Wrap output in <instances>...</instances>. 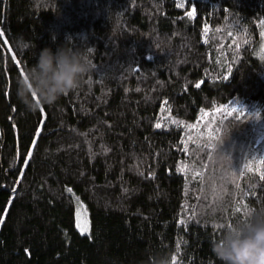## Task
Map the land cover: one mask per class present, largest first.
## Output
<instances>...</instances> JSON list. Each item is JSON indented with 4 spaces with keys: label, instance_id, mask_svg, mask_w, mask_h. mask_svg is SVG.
<instances>
[{
    "label": "trees",
    "instance_id": "16d2710c",
    "mask_svg": "<svg viewBox=\"0 0 264 264\" xmlns=\"http://www.w3.org/2000/svg\"><path fill=\"white\" fill-rule=\"evenodd\" d=\"M263 26L264 0H0V264H222L264 206ZM68 36L91 71L27 110L33 46Z\"/></svg>",
    "mask_w": 264,
    "mask_h": 264
},
{
    "label": "clouds",
    "instance_id": "9594fccd",
    "mask_svg": "<svg viewBox=\"0 0 264 264\" xmlns=\"http://www.w3.org/2000/svg\"><path fill=\"white\" fill-rule=\"evenodd\" d=\"M33 47L34 62L18 77L16 97L34 112L42 104L54 105L62 95L79 87L92 62L87 55L90 49L77 46L71 36L55 49ZM211 249L222 264H264V206L250 207L243 218L226 226L211 242ZM157 264H169V258L160 256Z\"/></svg>",
    "mask_w": 264,
    "mask_h": 264
},
{
    "label": "rangeland",
    "instance_id": "374dc122",
    "mask_svg": "<svg viewBox=\"0 0 264 264\" xmlns=\"http://www.w3.org/2000/svg\"><path fill=\"white\" fill-rule=\"evenodd\" d=\"M257 52L260 56H264V26L262 27L261 43L259 44ZM82 208L85 211V213L83 210H80ZM74 218H75L76 230L82 235L89 234V222H88V217H87V211H86L85 206L82 203L79 204L77 209L75 207Z\"/></svg>",
    "mask_w": 264,
    "mask_h": 264
},
{
    "label": "snow or ice",
    "instance_id": "6c2138e0",
    "mask_svg": "<svg viewBox=\"0 0 264 264\" xmlns=\"http://www.w3.org/2000/svg\"><path fill=\"white\" fill-rule=\"evenodd\" d=\"M178 6H179V7H184V4L181 3V4H179ZM195 12H196V9L193 8L192 11H190L189 13H187V15H188V16H193V15H195ZM0 35H3V33H0ZM89 51H91V50H89ZM157 126L159 127V125H157ZM262 178H264V177H262ZM180 223H184V221L181 220ZM174 259H175V258H174Z\"/></svg>",
    "mask_w": 264,
    "mask_h": 264
}]
</instances>
